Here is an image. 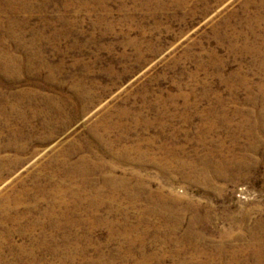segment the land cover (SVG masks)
<instances>
[{
  "label": "rangeland",
  "instance_id": "rangeland-1",
  "mask_svg": "<svg viewBox=\"0 0 264 264\" xmlns=\"http://www.w3.org/2000/svg\"><path fill=\"white\" fill-rule=\"evenodd\" d=\"M0 12V264H264V0Z\"/></svg>",
  "mask_w": 264,
  "mask_h": 264
},
{
  "label": "bare ground",
  "instance_id": "bare-ground-1",
  "mask_svg": "<svg viewBox=\"0 0 264 264\" xmlns=\"http://www.w3.org/2000/svg\"><path fill=\"white\" fill-rule=\"evenodd\" d=\"M1 13V12H0ZM259 127H260V129H264V124H260L259 125ZM262 136V135H261ZM225 163V161L224 160H221L220 162H219V164H217L218 166H222L223 164ZM219 171V170H218ZM220 173H223L222 171H219ZM205 175V174H204ZM208 177H210V176H208ZM213 180V179H212ZM210 182V179H209V181H207L206 180V183L208 184Z\"/></svg>",
  "mask_w": 264,
  "mask_h": 264
}]
</instances>
